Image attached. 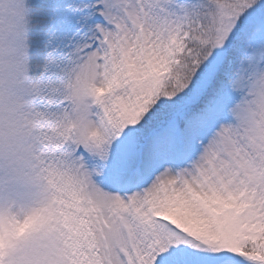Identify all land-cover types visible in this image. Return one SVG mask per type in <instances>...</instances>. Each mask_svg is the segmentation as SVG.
Wrapping results in <instances>:
<instances>
[{
    "label": "snow or ice",
    "instance_id": "1",
    "mask_svg": "<svg viewBox=\"0 0 264 264\" xmlns=\"http://www.w3.org/2000/svg\"><path fill=\"white\" fill-rule=\"evenodd\" d=\"M0 264H264V0H0Z\"/></svg>",
    "mask_w": 264,
    "mask_h": 264
}]
</instances>
